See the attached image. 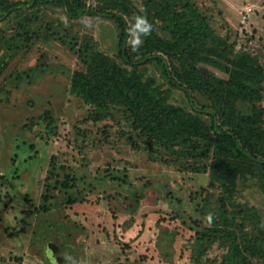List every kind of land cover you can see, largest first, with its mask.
I'll return each mask as SVG.
<instances>
[{"label":"rangeland","instance_id":"374dc122","mask_svg":"<svg viewBox=\"0 0 264 264\" xmlns=\"http://www.w3.org/2000/svg\"><path fill=\"white\" fill-rule=\"evenodd\" d=\"M12 1L19 9L0 20V264H221L228 247L208 229L214 224L205 205L219 210L227 194L211 180L214 155L200 154L213 145H161L134 127L124 106L99 118L94 104L71 92V81L87 68L80 50L99 49L124 64L115 22L85 15L93 18L88 28L61 6ZM131 1L142 8L143 0ZM188 1L264 66V0ZM28 28L35 31L29 40ZM139 70L169 89L170 103L211 107L199 92L191 101L158 64ZM239 109L248 112V105ZM256 168L244 165L225 216L218 213V223L236 228L241 241L264 224ZM71 196L77 200L68 202ZM252 259L264 264V254Z\"/></svg>","mask_w":264,"mask_h":264},{"label":"trees","instance_id":"16d2710c","mask_svg":"<svg viewBox=\"0 0 264 264\" xmlns=\"http://www.w3.org/2000/svg\"><path fill=\"white\" fill-rule=\"evenodd\" d=\"M35 2L61 6L71 19L88 15L115 22L118 57L124 64L99 49L92 53L77 51L87 68L74 72L71 92L94 104L100 110L99 118L108 115L113 105L124 106L134 127L161 145L211 143L213 147L200 154L214 155L211 180L220 182L227 195L222 196L219 210L211 211V204L205 205L214 224L208 229L220 232L225 240L222 244L228 247L221 264H255L252 257L264 254V224L259 225L256 234L241 241L236 228L218 223V213L225 216V201L232 199L235 177L244 175V165L257 166L252 171L260 178L264 192V66L260 59L248 51H237L188 0H143L146 13L134 7L131 0H95L94 4L87 0ZM0 7L2 20L19 9V2L0 0ZM137 14L147 15L153 32L143 38L139 51L133 52L127 30ZM23 32L29 40L35 31L28 28ZM147 63L158 64L170 83L184 90L191 101L193 93L199 92L210 100L211 107L199 108L193 103L191 111L170 103L169 89L155 85L151 77L144 79L139 67ZM241 103L248 105V112L239 109ZM62 184L69 186L66 181ZM76 200L68 198V202Z\"/></svg>","mask_w":264,"mask_h":264},{"label":"clouds","instance_id":"9594fccd","mask_svg":"<svg viewBox=\"0 0 264 264\" xmlns=\"http://www.w3.org/2000/svg\"><path fill=\"white\" fill-rule=\"evenodd\" d=\"M140 11L146 13V9H141ZM61 21L68 26V19L66 16L60 17ZM134 23L131 24V27L128 28L127 33L129 36V45L133 52L139 51V49L143 46L145 37H148L153 32V24L149 22L147 15H134L133 18ZM82 23L85 24L86 27H93V18L90 17H82ZM208 223L211 224L213 221V217L211 214L207 217Z\"/></svg>","mask_w":264,"mask_h":264},{"label":"built area","instance_id":"2783aa9c","mask_svg":"<svg viewBox=\"0 0 264 264\" xmlns=\"http://www.w3.org/2000/svg\"><path fill=\"white\" fill-rule=\"evenodd\" d=\"M253 10V8L251 6H249L247 9H245V14H244V18L246 19L248 17V14Z\"/></svg>","mask_w":264,"mask_h":264},{"label":"water","instance_id":"95a60500","mask_svg":"<svg viewBox=\"0 0 264 264\" xmlns=\"http://www.w3.org/2000/svg\"><path fill=\"white\" fill-rule=\"evenodd\" d=\"M59 259H60V258H59ZM59 259H58V260H59Z\"/></svg>","mask_w":264,"mask_h":264}]
</instances>
